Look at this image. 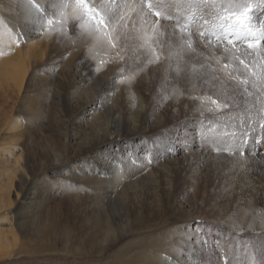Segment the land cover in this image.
Returning <instances> with one entry per match:
<instances>
[{"label":"rangeland","instance_id":"374dc122","mask_svg":"<svg viewBox=\"0 0 264 264\" xmlns=\"http://www.w3.org/2000/svg\"><path fill=\"white\" fill-rule=\"evenodd\" d=\"M27 1L31 8L18 19V8L9 14L0 0V68L13 70L11 76L0 74V232L10 244L0 264H261L264 80L252 74H264L256 60L264 59L258 54L264 38L254 49L243 40L228 45L215 38L214 25L239 11L237 4L251 2L249 26L264 37V3L89 0L116 13L101 30L105 42L90 44L101 31L85 36L73 12L76 0ZM55 3L70 4L66 22ZM156 4L161 6L149 7ZM30 42V54L23 55ZM13 56L21 59L18 64ZM85 57L116 59L109 62L118 65V77L106 94L111 104L119 98V131L125 134L132 125L136 133L126 139L139 142L148 159L133 164L132 175L122 171L121 161L140 148L130 146L119 160L110 156L102 139L119 131L104 110L85 108L94 91L85 78L78 81L77 63ZM95 62L98 74L110 73L101 60ZM130 76L131 83L121 82ZM240 79L249 81L251 95L243 94ZM136 81L175 123L153 127L125 112L126 94L118 88ZM233 132L251 134L244 155L232 151ZM164 151L173 156L161 160ZM111 165L113 174L100 169ZM148 179L160 187L155 194L142 185Z\"/></svg>","mask_w":264,"mask_h":264},{"label":"bare ground","instance_id":"6f19581e","mask_svg":"<svg viewBox=\"0 0 264 264\" xmlns=\"http://www.w3.org/2000/svg\"><path fill=\"white\" fill-rule=\"evenodd\" d=\"M37 1H41V2H45L47 0H37ZM49 1V0H48ZM224 1V0H223ZM55 2V1H54ZM65 2V1H63ZM60 4H63V5H67V7H57L56 5H59L57 3H55V10L58 12V17L61 18L62 20L61 21H64L66 22V18L67 16H69L66 11H69L68 9L72 10L70 4H66V3H60ZM47 6V4H44ZM50 5V4H49ZM52 6V5H51ZM3 7H4V10H6L7 13L11 14L13 13L12 12V9L14 7H17L21 15V17L17 16L18 19H22L23 17V13L24 12H28L29 11V7L31 8L29 2L27 0H4V4H3ZM48 9V7H47ZM53 9V8H52ZM66 10V11H65ZM146 10V9H145ZM264 10V9H263ZM31 12V11H30ZM48 12V11H47ZM71 11H69L70 13ZM17 14V12H16ZM55 14V12H54ZM19 15V14H18ZM52 15V14H51ZM178 15V14H176ZM258 15V14H257ZM255 15V16H257ZM26 16V15H25ZM55 16V15H54ZM145 16V15H144ZM259 17V16H258ZM144 18V17H143ZM260 19V18H259ZM9 20V19H8ZM151 20V19H149ZM15 21V19H14ZM13 21V22H14ZM141 21V20H140ZM146 21V20H145ZM154 21H157L156 19H154ZM22 22V21H21ZM20 22V23H21ZM143 22V20H142ZM156 23V22H155ZM17 24V23H16ZM28 24V23H27ZM54 25V24H53ZM91 25V24H89ZM86 26L85 27V36H88L90 35V31L89 29L92 28V26ZM166 26V25H165ZM148 29V28H147ZM145 29V30H147ZM143 30V29H142ZM158 31V30H157ZM152 33V31H151ZM5 34V33H4ZM100 35H98L97 37H95L92 41V43L90 42V44H102L105 42V38L102 37V31L101 33L99 32ZM107 34V33H106ZM257 34V33H256ZM108 35V34H107ZM145 35H147L145 33ZM152 35V34H151ZM94 36V35H93ZM96 36V35H95ZM257 36V35H256ZM144 37V36H143ZM110 38V37H109ZM149 38V37H148ZM162 39V38H161ZM144 40V39H143ZM109 41V40H108ZM32 46H34L33 44L30 43H27V45H25V47H23L25 49V51L22 53L23 55H29L30 52H31V49H32ZM264 47V45H263ZM232 49V48H231ZM254 49V48H253ZM14 50V49H13ZM254 51V50H253ZM20 51H16V53H20ZM258 54L260 55H263L264 56V52L262 51H259ZM257 54V55H258ZM22 55V56H23ZM253 55H256L255 52H253ZM17 57V56H16ZM24 59L26 58V56H23ZM21 57V58H23ZM10 59V58H8ZM13 59H17V63L21 60L19 58V56L17 58H15V56H13ZM97 60H101V66L103 67H107L108 69H110V73L107 74V76H104L103 74H98L97 71H94L95 69V64L97 62ZM259 61V69H262L264 66V63H263V60L264 59H256ZM109 61H113L114 64L116 62V59H79V62H81V65L78 64L77 66V75H78V81H83L84 78L85 80H88V82H90V85L94 88V91H93V94H92V97L89 99V100H85V108L87 107H92L93 106L95 107V110L97 111V109H101V110H104L106 112V115L108 116V119L109 120H112V121H109L110 123V126L111 127H114L116 128L117 130L116 131H119L122 127V122L123 121V118H122V112L121 109L119 108V106L116 108V105L114 106V104H117L119 101H118V97H115L113 100L114 102H112L111 104V101H110V95L108 96V94H106V89H109L112 85L113 82H115L117 80V77H118V73L115 71V69L117 68L118 65H114V64H110ZM109 63V64H108ZM162 63V62H161ZM29 64V63H28ZM76 64V65H77ZM118 64V63H117ZM2 65V64H1ZM24 65H26L24 63ZM22 67L23 70H25V67ZM257 66V63L255 64L254 63V66ZM5 66V65H4ZM28 68V67H27ZM97 68V67H96ZM120 68V67H119ZM0 74L3 76L6 74H12L13 70L10 69V71L8 72L7 71V68L5 66V69H1L0 68ZM119 71V70H118ZM76 72V71H75ZM97 73V74H96ZM4 77V76H3ZM6 78L9 80V76L7 77L6 75ZM128 83V82H127ZM115 87V86H114ZM112 89V88H111ZM117 90V89H116ZM122 90L125 94H126V101L124 103V105L126 104V107H125V112H127L128 114L130 115H133L135 118H136V121L137 118H139V120L141 118H143V121L147 120L153 127L155 126H158L160 125V127L166 125V124H169L171 122H174L176 121V118L173 117L172 118V115H171V118H170V113H168L167 109L165 108H160L154 104H151L150 102V99H151V94H150V91H146V90H143L142 89V84H141V81H136L135 83H133L132 85H126V87L124 86V88H118V91ZM119 92H115L114 94H116V96L118 95ZM123 95V94H122ZM122 97V96H121ZM133 97V101L132 103L129 104L131 98ZM125 98V97H124ZM125 100V99H124ZM118 101V102H117ZM123 105V106H124ZM91 108V109H92ZM124 110V109H123ZM228 117V116H227ZM227 119V118H226ZM125 122H128L125 120ZM140 123V122H139ZM126 124V123H125ZM148 124V123H147ZM139 125H142V124H139ZM146 126V125H145ZM127 129H129V132L128 130L126 129L125 133L122 132V131H119L117 134L115 133H106L105 134V137L102 139L103 143H105L107 146H108V150H109V153H111L110 156H113L115 157L116 159H120V154L121 153H124L126 152V149L127 150H130V146H133L134 148L139 149L138 151V155H134L132 154V157L134 158H131L130 159H124L122 160V171L123 172H126V173H129L132 175V171H136L134 166H132L133 164H136L138 167L141 165H143L144 163L147 164L148 163V159H145V151L143 148H141L139 146V142H134V140L130 139L129 141H127L126 137H130V138H133L132 135H134V131L135 129L133 130L132 125L128 124L127 126ZM147 127V126H146ZM142 128V127H141ZM144 128V127H143ZM163 128V127H162ZM146 129V128H145ZM160 129V128H159ZM137 130V129H136ZM147 130V129H146ZM157 130V129H156ZM155 131V130H154ZM138 138V137H137ZM136 138V139H137ZM85 145V144H84ZM129 148V149H128ZM171 151H168L166 153V151L164 152H160L158 153L160 156H161V160L165 159L167 156L168 158L169 157H172L173 156V152ZM111 158V157H109ZM256 158V157H255ZM261 158V157H260ZM263 158V157H262ZM115 159V160H116ZM110 160V159H109ZM171 160H174L172 158H170V161ZM169 161V160H168ZM176 161V160H175ZM174 161V162H175ZM110 162H115V161H110ZM238 162V161H237ZM143 163V164H142ZM173 163V162H172ZM178 163V162H177ZM258 163V162H257ZM144 164V165H145ZM235 165V164H234ZM147 166V165H146ZM242 166V165H241ZM114 167V166H113ZM112 165L111 166H103V167H100V169H104L105 171H108V174L107 175H110V174H113V172L115 173L116 171L114 170V168L116 169V167L113 168ZM142 167V166H141ZM148 167V166H147ZM75 173V172H74ZM128 176V175H127ZM102 177V176H101ZM115 177V176H113ZM136 177V176H135ZM100 180V179H98ZM97 180V181H98ZM139 181V180H137ZM169 182V181H168ZM142 185H145V186H148L147 187V194H155L158 190H160L159 186L156 184V183H152L150 179H148L147 181L144 182V184ZM143 188V187H142ZM146 188V187H144ZM146 190V189H145ZM149 191V192H148ZM146 193V192H145ZM110 196V195H109ZM30 198V197H29ZM25 199L24 202H23V205L22 207H26V205L29 203L28 199ZM109 201H118L119 199H116L114 200L113 198L110 200L108 198ZM107 201V200H106ZM1 231V230H0ZM146 239V238H145ZM149 241H144V243H147L148 245H150V242L148 243ZM10 244L4 240V237H3V234L0 232V253L1 251L6 248L7 246H9ZM8 248V247H7ZM9 249V248H8ZM6 254V253H5Z\"/></svg>","mask_w":264,"mask_h":264},{"label":"snow or ice","instance_id":"6c2138e0","mask_svg":"<svg viewBox=\"0 0 264 264\" xmlns=\"http://www.w3.org/2000/svg\"><path fill=\"white\" fill-rule=\"evenodd\" d=\"M203 4L207 6V0H201ZM262 3H264V0H261ZM57 7H67V5L59 4L56 5ZM161 5H149V7H157L159 8ZM236 7L239 9V11L231 12L227 16L218 17L219 23L214 25L216 28L219 29L218 32L214 33L215 38L218 41H227L228 45H233L234 41H247V47L249 49L257 47V45L260 43L261 39L264 37H257L256 33L253 32L252 28L249 26L251 20L253 19V14L255 12V9L253 8V5L251 2L244 3V4H237ZM73 12L83 21V23L80 24L81 28H85L90 23H92V28L89 29L90 32L94 34V32H99L103 29H106L110 26L113 19L116 17V13L112 11L111 7L100 4L98 2L89 3V0H76V5L73 8ZM157 17L161 16V12L157 11L155 13ZM70 18V17H69ZM121 20H123V17H120ZM51 23V21H49ZM208 21L205 20V24H207ZM75 27V25H73ZM200 36L202 38H206V33L204 31L200 32ZM111 42V41H109ZM188 48H192L191 42H188ZM227 51V49H226ZM158 59V57H157ZM155 61L152 59L148 60V63H154ZM241 64H244V61H240ZM227 67V65H225ZM247 67V66H246ZM264 67V66H262ZM98 69H94L96 71ZM254 77H256L259 80H264V74L257 75V73L252 74ZM133 78L126 77L125 80H122L121 82H128L131 83V80ZM239 85H244L242 92L246 95H251L250 88L248 87L249 81L247 79H240ZM238 85V86H239ZM252 88L256 87V82L253 81L251 84ZM211 103L213 105L217 104V100H212ZM223 107L227 108L229 107L228 104H223ZM208 111L213 112L216 111L215 109L209 108ZM243 123L241 124V127L243 128ZM262 129H264V125L261 126ZM250 132H241L239 135L235 132L231 134V142H232V151L239 152L240 155H244L245 151H249L246 148V145L248 144L249 140L251 139ZM255 144L260 143V138L257 137L254 141ZM219 150V149H218ZM258 151V150H257ZM250 154L255 156L257 154L256 151H250ZM199 224V222H196ZM193 241L195 237H192ZM261 264H264V261L261 262Z\"/></svg>","mask_w":264,"mask_h":264}]
</instances>
